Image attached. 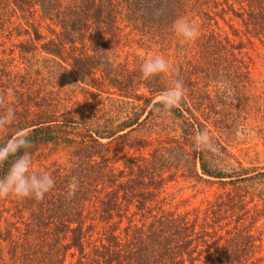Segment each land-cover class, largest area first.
I'll return each instance as SVG.
<instances>
[{
    "label": "trees",
    "instance_id": "obj_1",
    "mask_svg": "<svg viewBox=\"0 0 264 264\" xmlns=\"http://www.w3.org/2000/svg\"><path fill=\"white\" fill-rule=\"evenodd\" d=\"M227 13L239 20L248 44L264 41V0H0V30L28 37L21 52L39 44L86 79L96 97L115 96L110 112L105 104L59 93L33 98L13 85L18 72L0 70V95L15 93L9 102L16 112L13 126L0 132V144L23 131L31 155L51 145L52 153L67 156L64 163L33 167L55 179L43 200L0 198V264L261 262V239L252 227L264 213V167H245L230 152L227 121L212 113L208 91L217 77L250 81L252 61L240 30L231 22L232 36L210 29ZM121 16L141 35L176 39L185 55L150 78L142 75L143 63L131 68L116 62L110 52L120 39ZM180 18L203 22L199 38L182 46L172 29ZM42 24L50 37L40 33ZM177 79L186 88L182 105L158 112L161 94ZM200 131L209 133L218 151L193 148ZM118 144L133 151L120 163L111 151ZM10 163L0 164V176ZM178 176L214 182L220 191L203 208L178 211L166 191Z\"/></svg>",
    "mask_w": 264,
    "mask_h": 264
},
{
    "label": "rangeland",
    "instance_id": "obj_2",
    "mask_svg": "<svg viewBox=\"0 0 264 264\" xmlns=\"http://www.w3.org/2000/svg\"><path fill=\"white\" fill-rule=\"evenodd\" d=\"M200 19L196 18L194 21H190L198 27L199 33L203 23ZM216 21L217 25L213 21L210 22V29L215 30L218 26L221 32L232 36L228 26L231 22L233 27L240 30V35L246 43L243 52L251 58L252 63L250 64V81L246 83L244 81L236 82V79L217 77L215 80L217 82L209 84L208 91L213 101L212 113L215 112V117H222L227 121L224 137L230 152L245 167H264V41L251 38V43L248 44L243 36V28L239 20L231 13L225 14L223 19L217 16ZM118 23L120 39L114 41V47L110 52L112 59L115 58L116 62H127L131 68H135L155 56H163L171 69L176 65L177 57L185 55V47L177 49L176 39L169 43V41H161L157 37L153 39L148 35H141L142 33L131 29L124 16L118 19ZM23 27L26 28L25 24ZM52 27L54 28V26ZM7 30L10 28L0 30V70L18 72L12 78V82L20 91L24 92V95L37 98L50 92H52V97L59 93L61 97H70L81 103L87 100L95 107L105 104V108H108L107 112L113 110L112 99L115 96L101 93L96 97L95 94L98 92L89 85L86 79L78 76L64 62L46 54L39 44H36V48L28 45V51L21 52L19 44L27 41L28 37L17 36L15 32L10 35ZM39 31L46 38L51 36L50 32L46 30L45 24L40 26ZM177 37L180 36L177 34ZM186 42L188 41L182 38L178 45L182 46ZM11 100H13L12 97ZM158 133L162 137L167 136L165 132L158 130ZM168 135L175 136L178 133L171 132ZM114 149L117 152L119 163L120 157H127L133 153L132 150L127 152L121 144L113 145L112 153H114ZM32 160H34L33 167L36 168L39 163L49 165L52 160L64 163L67 161V156L63 153H52L50 145L39 147L32 154ZM166 191L175 196L171 208L177 207L178 211H182L198 206L203 208L206 202L212 200L215 194L220 191V188L214 182L178 176L167 184ZM259 205L261 206L262 203ZM252 232L259 235L261 239V249L258 254L261 262L258 264H263L264 213L253 225Z\"/></svg>",
    "mask_w": 264,
    "mask_h": 264
},
{
    "label": "clouds",
    "instance_id": "obj_3",
    "mask_svg": "<svg viewBox=\"0 0 264 264\" xmlns=\"http://www.w3.org/2000/svg\"><path fill=\"white\" fill-rule=\"evenodd\" d=\"M172 29L185 41H195L199 38L198 27L188 20L180 18L173 23ZM169 65L163 56H155L146 60L141 66L142 75L150 78L167 73ZM227 87V86H226ZM186 93L183 81L177 79L170 81L168 88L161 94L157 111L171 112L179 108ZM15 93L11 90L7 95H0V132L8 131L16 121L15 108L11 106L10 98ZM193 148L197 150L218 151L207 131H200L193 137ZM31 143L27 132H17L3 144H0V164L11 159L6 174L0 176V198L13 196L17 199L34 198L43 200L55 186V179L46 170L33 168V160L30 152ZM21 153L20 155H17ZM71 194L76 190V183L70 185Z\"/></svg>",
    "mask_w": 264,
    "mask_h": 264
}]
</instances>
